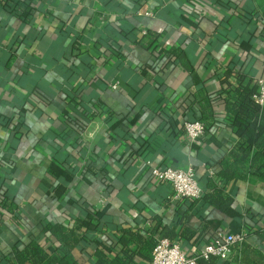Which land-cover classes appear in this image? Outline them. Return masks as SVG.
I'll list each match as a JSON object with an SVG mask.
<instances>
[{
    "label": "crops",
    "instance_id": "crops-1",
    "mask_svg": "<svg viewBox=\"0 0 264 264\" xmlns=\"http://www.w3.org/2000/svg\"><path fill=\"white\" fill-rule=\"evenodd\" d=\"M14 1L0 0V203H14L0 205V264L33 239L53 251L47 224L86 214L98 226L80 227L79 264H149L127 231L190 254L244 233L218 264H264V175H220L237 140L221 80L264 77V0ZM194 119L206 133L191 143ZM171 165L194 168L203 194L213 177L234 212L175 198L152 172Z\"/></svg>",
    "mask_w": 264,
    "mask_h": 264
},
{
    "label": "trees",
    "instance_id": "trees-1",
    "mask_svg": "<svg viewBox=\"0 0 264 264\" xmlns=\"http://www.w3.org/2000/svg\"><path fill=\"white\" fill-rule=\"evenodd\" d=\"M1 1L5 7L9 8H13L18 3L14 0ZM19 2L22 7L26 6V3ZM170 52L176 56L183 54L182 49L179 48H172ZM236 77L237 80L234 82L229 80V76H225L221 80L224 91L229 95L227 104L233 116L231 125L237 136V140L231 149V159H224L223 171L220 173L227 179L246 178L249 174L264 175V105L257 102L254 97L258 90V83L252 81L245 83L243 73H237ZM232 165L236 166L237 169ZM208 184L212 187V191L203 194L204 201L224 212L233 213V196L226 194L219 188L213 177L209 178ZM191 200L197 202L199 199ZM0 205L8 209L14 207L11 196L8 195ZM95 218L92 214H86L85 219L80 221L77 229L60 223H48L45 231H49L59 242V245L53 251H48L38 239H33L23 249L15 248L16 264H79L72 251L82 238V234L79 232L80 227L95 228L98 226ZM217 237L218 235L215 233L203 245L214 242ZM163 238H168L174 242L169 234L157 239H146L133 231H127L120 240H123L124 243L128 240L136 243L137 255L151 262L153 250L159 240ZM258 256L260 261L264 262V256L261 253ZM131 258L132 256L128 252H124L123 255H118L109 264H132ZM220 260L222 259L217 256L200 257L198 264H218Z\"/></svg>",
    "mask_w": 264,
    "mask_h": 264
},
{
    "label": "built area",
    "instance_id": "built-area-1",
    "mask_svg": "<svg viewBox=\"0 0 264 264\" xmlns=\"http://www.w3.org/2000/svg\"><path fill=\"white\" fill-rule=\"evenodd\" d=\"M146 13L150 14V12ZM254 97L257 102L264 105V77L258 79V90ZM184 127L191 143L198 142L206 133L205 124L198 119L186 121ZM152 172L156 182L172 185L175 198L199 199L203 195V188L192 167L154 166ZM244 239V233H219L214 242L202 245L195 253L190 254L184 252L180 244L163 238L155 246L153 258L149 264H198L200 257L211 256L226 259L231 247Z\"/></svg>",
    "mask_w": 264,
    "mask_h": 264
}]
</instances>
